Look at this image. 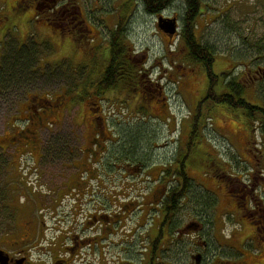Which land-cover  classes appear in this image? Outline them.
Masks as SVG:
<instances>
[{
  "label": "rangeland",
  "instance_id": "rangeland-1",
  "mask_svg": "<svg viewBox=\"0 0 264 264\" xmlns=\"http://www.w3.org/2000/svg\"><path fill=\"white\" fill-rule=\"evenodd\" d=\"M128 1L0 0V30L5 31L0 32V40L4 42V45L0 44V63L4 65L8 51L12 48L14 51L16 47L26 51L25 48L31 46L34 51L33 61L37 65L35 73L10 84L8 90L0 91L1 138L7 136L9 125L15 119L26 114L25 104L29 96L37 95L51 100L65 95L63 112L57 118L52 117L53 120L63 119L64 130H56L54 137H67L73 132L77 135L75 145L78 146L86 127L73 125L75 122L86 124L90 117L91 103L96 102L102 107L109 134H114L113 141L119 140L109 145L115 153L123 150L134 152L131 157L146 155L153 160V164L164 165L165 160L176 152L184 150L187 154V144L191 142L189 157L196 164L195 170L190 172L194 176V192L208 193L215 201L207 211V227L226 237L238 231L243 233H236L239 238L249 235L252 232L251 221L261 220L264 226V137L258 124L247 121L245 110L233 109L206 97L210 79L201 64L187 60L184 46L178 37L181 29V2H176L160 15L151 16L139 9L141 6L138 2ZM123 3L127 5L122 9L121 16H128L132 12L128 20L124 21L126 42L138 55V65L151 72L150 78L160 84L165 96L163 102L166 105L162 104L160 96L152 100L147 96L142 101L137 100L140 103L136 104L146 109L145 114L134 109L126 110L121 105L123 97L120 92L99 96L97 86L101 76L90 75L94 66L87 54L102 52L105 48L110 30L117 23L116 13ZM48 6L50 9L64 6L74 13L79 8L84 12L87 28L92 33H88L83 41L75 35L70 37L61 33L60 29L68 32L72 29L70 34H75V28L63 26L61 19L64 15L54 13ZM201 11L196 19L195 33L199 42L214 49L211 69L217 76L213 84L215 92L222 93V84L228 78H239L241 74V78L245 75L248 78L250 74L255 77L254 71L264 66V58L259 59L257 56L259 51L264 53V49L256 51L255 47V43L264 35V0H201ZM160 16L177 20L178 31L170 39L157 28ZM95 34L99 36L96 38ZM92 37L95 40L92 41ZM141 59L144 61L141 62ZM225 72L230 73V76L223 81L221 74ZM250 88L243 95L246 102L255 106L264 104V82H258ZM128 98L132 102V97ZM16 123L21 124L20 120ZM129 133L133 136L138 133L135 136L137 139L132 142L127 135ZM39 135L45 142L48 138L52 139L53 133L46 136L41 132ZM67 138L64 141L69 140ZM57 149L62 148L58 145ZM12 151L9 148L3 154L0 150V202L9 199L1 182L6 176L3 167L6 168ZM259 152H262V157ZM202 153L206 156L210 153L211 161L203 160L200 157ZM198 158L199 161H196ZM54 163L53 166L61 167L60 161ZM19 166L24 167V162L20 161ZM14 172L21 179V169L17 168ZM45 177L47 179V175ZM145 186L144 190L150 184ZM141 191L137 188L133 193ZM259 243L263 245L261 240ZM259 250L261 252L264 249Z\"/></svg>",
  "mask_w": 264,
  "mask_h": 264
},
{
  "label": "flooded vegetation",
  "instance_id": "flooded-vegetation-1",
  "mask_svg": "<svg viewBox=\"0 0 264 264\" xmlns=\"http://www.w3.org/2000/svg\"><path fill=\"white\" fill-rule=\"evenodd\" d=\"M50 10L64 15L63 26L76 28L78 38L92 33L79 8L75 13L64 6ZM0 44L4 45L3 40ZM109 48L108 41L102 52H88L93 60L100 57L90 75L104 74ZM129 49L138 65V55L131 46ZM138 68L141 82L135 96L124 92L121 105L126 110L143 108L137 100L145 96L150 100L160 96L166 105L162 87L150 78L151 72ZM255 73L264 76V68L258 67ZM248 84L249 89L255 86L249 80ZM65 98L29 96L26 114L9 125L6 137L0 136L1 153L13 150L1 182L9 199L0 202V264H264V250H259L264 249L261 220L251 221L252 232L247 236L239 238L236 233H243L238 231L226 237L209 230L206 215L195 211L194 176L190 173L195 168L188 148L187 154L176 152L164 165L153 164L146 155L131 157L134 152L115 153L109 145L119 140L113 141L114 134H109L102 107L96 102L91 103L88 122L73 125L86 127L80 145H75L77 135L70 131L68 138L54 137L56 130H64L63 119L52 117L63 112ZM41 132L46 136L53 133L52 139L44 142ZM207 155L206 160L211 161V154ZM20 161L24 167L19 166ZM56 161L61 167L53 166ZM17 168L21 179L14 172ZM147 183L150 186L144 190ZM137 188L141 193H133ZM178 191L181 197L175 200ZM169 197L171 205L167 204ZM234 242L237 244L232 245Z\"/></svg>",
  "mask_w": 264,
  "mask_h": 264
},
{
  "label": "trees",
  "instance_id": "trees-1",
  "mask_svg": "<svg viewBox=\"0 0 264 264\" xmlns=\"http://www.w3.org/2000/svg\"><path fill=\"white\" fill-rule=\"evenodd\" d=\"M44 1V0H43ZM131 1H136L141 6L142 11L148 15H160L164 10L168 9L170 6L174 5L176 2H181L182 4V15H181V29L178 34L179 40L184 46V50L186 52L187 60L192 63H199L201 64L206 73L208 78L210 79V84L208 86V90L206 93V97L212 101H215L220 104H225L233 109H242L245 110V113L248 118V122H256L258 124V128L261 131L262 136L264 137V104L261 106L251 105L243 98L245 90L248 91V87L251 84H248V80L250 82L255 83L256 85L258 82H264V76L259 73L256 74V78L251 75H247V81H243L241 76L239 78L233 77L228 78V81L223 82L224 90L222 93L217 94L214 90L213 84H215L216 75L212 73V64L214 63V49L212 46L208 44H203L198 41V38L195 33V23L198 16L201 15V0H129L127 3H131ZM40 4H43L42 1H39ZM127 3H123L122 6L118 9V21L114 25L113 30H110V39H109V56L106 58V69L104 74L101 76L100 81L97 86V93L100 95L106 93H114L119 94V92L123 95L125 93H130L133 96L135 92V88L140 85V78L141 76L138 74L140 69L138 68L137 63L132 60V53L130 52V45L127 44L125 38V29H124V17L121 16L122 9L126 8ZM38 5V4H37ZM56 6L55 8H57ZM49 8V6H48ZM34 11L37 10L35 6L33 7ZM36 9V10H35ZM52 11V10H51ZM129 11V9H128ZM54 13H59L54 10ZM38 17V16H37ZM127 18V16H125ZM52 21V19H50ZM55 25V22H51ZM72 28V27H70ZM1 29V28H0ZM72 29H70L71 31ZM75 34H70V31H66L60 29L61 33H65L70 37L76 36L79 37V33L77 29H73ZM65 31V32H64ZM73 31V32H74ZM0 32H4L0 30ZM2 33V34H4ZM80 39V38H79ZM83 41L82 39H80ZM255 47L257 48L256 51L259 49H264V35L261 39L255 43ZM15 51L12 50L8 51V55L4 60V65L1 64L0 66V91L8 90L10 84H14V82L21 81L25 76L31 75V73H35L37 70V65L35 64L34 60V51L31 46H29L26 51L19 50L16 47ZM34 48V47H33ZM32 49V50H31ZM97 53H95L96 55ZM258 58L263 59L264 53L258 52ZM100 57H95L93 62L94 68L91 71H95L97 62L100 60ZM264 68V66H260ZM125 74V75H124ZM254 74V75H255ZM223 81L230 76V73L225 72L222 73ZM129 85V86H128ZM249 85V86H248ZM128 86V87H127ZM247 88V89H246ZM147 93V91L145 92ZM264 94V88H263ZM135 96V95H134ZM138 113H146V109L140 107L137 108ZM197 116L194 119V123L196 124ZM196 125H194V129ZM138 136V133L136 134ZM136 135H129V139L133 142V139H137ZM194 135V131L191 134V138ZM129 142V140H128ZM191 142L187 144V148L190 151ZM130 146V145H129ZM190 148V149H189ZM135 151L134 147L132 148ZM260 156L262 157V152H259ZM181 157V155H180ZM200 157L206 160L207 156L205 153L200 154ZM201 160V159H200ZM199 161V158L198 160ZM196 165V164H194ZM181 172H178V175ZM176 192V191H175ZM193 197H194V207L196 211L200 212L201 216L207 215V211L211 209L215 201L211 197V195L202 194L194 192L193 188ZM172 195V193H171ZM179 191L174 196L175 200H178L181 196ZM172 198V196H171ZM171 198L167 204L171 205Z\"/></svg>",
  "mask_w": 264,
  "mask_h": 264
},
{
  "label": "water",
  "instance_id": "water-1",
  "mask_svg": "<svg viewBox=\"0 0 264 264\" xmlns=\"http://www.w3.org/2000/svg\"><path fill=\"white\" fill-rule=\"evenodd\" d=\"M157 28L166 34L169 38L173 37L177 32L176 19H168L160 16L157 20Z\"/></svg>",
  "mask_w": 264,
  "mask_h": 264
}]
</instances>
